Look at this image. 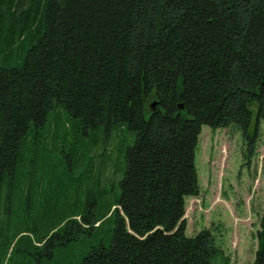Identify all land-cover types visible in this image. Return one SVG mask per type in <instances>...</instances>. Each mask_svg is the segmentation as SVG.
<instances>
[{
    "label": "trees",
    "instance_id": "obj_1",
    "mask_svg": "<svg viewBox=\"0 0 264 264\" xmlns=\"http://www.w3.org/2000/svg\"><path fill=\"white\" fill-rule=\"evenodd\" d=\"M61 113L81 137L132 141L118 140V195L98 208L87 193L41 226L45 258L110 218L80 264H214L209 229L185 234V200L199 194L202 125H235L252 146L264 124V0H0V186L20 190L29 135L43 148ZM65 147L70 166L90 149ZM257 240L252 264H264V206Z\"/></svg>",
    "mask_w": 264,
    "mask_h": 264
},
{
    "label": "rangeland",
    "instance_id": "obj_2",
    "mask_svg": "<svg viewBox=\"0 0 264 264\" xmlns=\"http://www.w3.org/2000/svg\"><path fill=\"white\" fill-rule=\"evenodd\" d=\"M153 103L154 100L146 102V118ZM255 110L252 105L250 136L255 128ZM69 123L65 113L59 117L50 115L41 130L48 135L43 148L39 146L33 152L34 136L28 137L27 163L14 183L20 185V190L14 194L10 191L13 184L0 186V264H80L88 248L106 240L113 228L107 218L98 231L82 234L66 247H54L49 257L40 252L44 236L40 228L52 224L57 209L77 204L80 210L87 193L96 198L102 195L96 199L98 208L112 199L105 195H118L123 170L122 158L117 153L118 140L123 134L128 143L132 141L127 130L119 129L106 142L102 134H96L95 140L88 139L78 135L75 127H64ZM79 140L85 141L90 149L79 163L70 166L65 146L78 144ZM195 164L199 194L185 200V234L192 236L201 229H209L215 245L223 251V257L214 264H252L264 206V124L259 123L252 146L235 125L220 128L202 125Z\"/></svg>",
    "mask_w": 264,
    "mask_h": 264
},
{
    "label": "water",
    "instance_id": "obj_3",
    "mask_svg": "<svg viewBox=\"0 0 264 264\" xmlns=\"http://www.w3.org/2000/svg\"><path fill=\"white\" fill-rule=\"evenodd\" d=\"M154 105H155L154 103L150 105L151 109L154 108ZM179 108L181 109L182 108V105H180Z\"/></svg>",
    "mask_w": 264,
    "mask_h": 264
}]
</instances>
